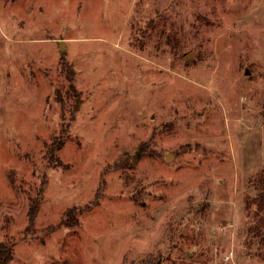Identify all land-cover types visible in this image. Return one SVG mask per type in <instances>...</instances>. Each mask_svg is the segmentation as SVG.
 <instances>
[{
  "label": "rangeland",
  "instance_id": "rangeland-1",
  "mask_svg": "<svg viewBox=\"0 0 264 264\" xmlns=\"http://www.w3.org/2000/svg\"><path fill=\"white\" fill-rule=\"evenodd\" d=\"M263 171L264 0H0L9 264H264Z\"/></svg>",
  "mask_w": 264,
  "mask_h": 264
},
{
  "label": "trees",
  "instance_id": "trees-1",
  "mask_svg": "<svg viewBox=\"0 0 264 264\" xmlns=\"http://www.w3.org/2000/svg\"><path fill=\"white\" fill-rule=\"evenodd\" d=\"M70 86H72L70 84ZM72 88V87H71ZM72 91L75 94L76 102L73 106V111L71 116V119L74 117V113L77 112L79 109V99L78 95L76 94L75 90ZM62 136V135H61ZM52 142L51 147L48 149L47 154H48V163L47 165L50 167H57L60 166V161L56 155L57 150L60 149L61 144L63 142V137H60L58 139H54ZM44 182L42 183L39 192L41 193L42 188L44 186ZM254 186V189L256 190L257 194V205H256V214H261L259 215L260 221L257 222L254 226L256 233L255 235L257 238L261 241H264V171L258 176L257 179L252 183ZM39 206V201L38 200H32L29 205L28 209V218H29V223L33 222L37 210ZM12 260V249H11V243L8 241H2L0 242V264H9L10 261Z\"/></svg>",
  "mask_w": 264,
  "mask_h": 264
},
{
  "label": "water",
  "instance_id": "water-1",
  "mask_svg": "<svg viewBox=\"0 0 264 264\" xmlns=\"http://www.w3.org/2000/svg\"><path fill=\"white\" fill-rule=\"evenodd\" d=\"M65 48H64V45H63V43L61 42L60 43V45H59V50L60 51H63ZM191 55L189 54L185 59H188V57H190ZM247 72V71H246ZM171 160V156L170 155H168L167 157H166V162H169Z\"/></svg>",
  "mask_w": 264,
  "mask_h": 264
}]
</instances>
